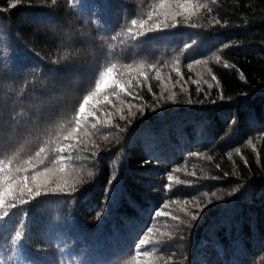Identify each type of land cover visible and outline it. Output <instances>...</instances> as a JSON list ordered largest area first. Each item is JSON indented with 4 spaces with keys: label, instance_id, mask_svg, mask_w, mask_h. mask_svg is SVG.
Returning a JSON list of instances; mask_svg holds the SVG:
<instances>
[{
    "label": "trees",
    "instance_id": "obj_1",
    "mask_svg": "<svg viewBox=\"0 0 264 264\" xmlns=\"http://www.w3.org/2000/svg\"><path fill=\"white\" fill-rule=\"evenodd\" d=\"M189 9L135 36L160 0H0V160L46 150L25 173L41 196L0 220V264H264V0ZM112 64L146 69L132 97L110 96L97 113L110 123L89 128L56 183L31 180L57 166L74 109Z\"/></svg>",
    "mask_w": 264,
    "mask_h": 264
},
{
    "label": "snow or ice",
    "instance_id": "obj_2",
    "mask_svg": "<svg viewBox=\"0 0 264 264\" xmlns=\"http://www.w3.org/2000/svg\"><path fill=\"white\" fill-rule=\"evenodd\" d=\"M18 2V0H17ZM55 2V0H53ZM84 0H80V5H83ZM162 5V10L157 15L155 21L152 20L151 16L148 21L138 22L133 19L131 21L133 26H136L134 35L141 36L145 33L158 32L163 30H170L179 26V21L177 20L178 16L184 17L186 13L190 11L189 5L191 0H175V3L172 7H165L170 3V0H160ZM15 6V5H13ZM82 10V7L81 9ZM129 32L132 33V29H129ZM225 48L228 47L227 44L224 45ZM30 51V50H29ZM15 56V53L13 54ZM199 63V61H196ZM191 67V65H189ZM146 69L143 67H133L132 65H125L123 68L117 70L116 65L112 64L111 66L106 67L103 71L99 72L98 78L94 80V86L83 95L82 100L79 102L78 108H75V115L72 116L70 126L66 129L67 136L63 141L62 147L56 148V167L54 168H45L43 172L36 171L35 175L31 177V180L37 181L38 178H43L44 182L47 183L51 178L52 183H56L57 179L64 175L63 165L65 164V156L70 154L74 149L87 146L90 142L91 135L89 128L96 129L98 126L107 125L110 122L106 120L99 119L97 113L100 112L102 107H106L111 104V97H119L120 95H127L132 97V89L135 84H139L145 75ZM178 71V69H177ZM157 79H159V73L157 72ZM247 97V93L244 94ZM221 95V99H223ZM187 103L191 104L192 101L189 100ZM200 103H203L202 101ZM214 103V102H213ZM123 105V101H121ZM114 107V106H113ZM123 108L121 107L120 111ZM138 111H143V106H140ZM155 111V109H153ZM105 115H108L107 113ZM132 115H135L133 112ZM124 117L121 116V119ZM89 121H95V123H89ZM131 123V120H129ZM44 148H41L40 151L36 152L35 158H29L24 164L14 165L13 160L16 158V153H13L12 157L7 161L0 160V208H3L5 202L8 203V209L4 211V216L0 217V220H3L5 217H8L9 211L17 207V201L19 205H25L28 201L25 197L34 198L40 197V183L29 184V176L25 175L28 171L29 165H34L35 163H44L45 159ZM92 157L98 160L99 154L96 152L90 153ZM148 163V161H145ZM89 177L92 176V172H88ZM168 180H172L171 173L168 174ZM63 183L64 181H60ZM118 179L115 175L112 176L109 183L113 185L118 184ZM76 183L82 184L83 179L77 178ZM166 187H168L166 185ZM71 191L76 192V188L72 187ZM115 191V189H113ZM233 191H239V188L234 189ZM215 196V193H213ZM232 195V193H229ZM195 199V198H193ZM219 199V197L217 198ZM165 203H167L165 201ZM209 204L212 203L211 200L208 201ZM203 209L200 208L197 210L196 214L189 213L191 221L198 219V215L202 212ZM167 213L160 210H156L155 216L161 217L166 216ZM99 218V214L97 215ZM174 219H178L174 217ZM191 226V224L189 225ZM153 229L149 227L146 232H144L143 237L139 238V243L135 245L137 249H140L142 246L151 243L150 234ZM16 237H21V232L16 231ZM163 245L171 243V237L168 240L161 242Z\"/></svg>",
    "mask_w": 264,
    "mask_h": 264
}]
</instances>
